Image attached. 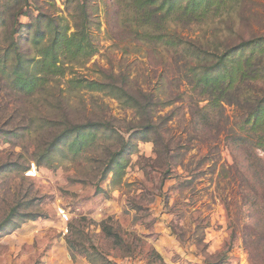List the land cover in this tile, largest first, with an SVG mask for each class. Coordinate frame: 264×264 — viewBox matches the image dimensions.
Returning <instances> with one entry per match:
<instances>
[{"label":"rangeland","instance_id":"rangeland-1","mask_svg":"<svg viewBox=\"0 0 264 264\" xmlns=\"http://www.w3.org/2000/svg\"><path fill=\"white\" fill-rule=\"evenodd\" d=\"M130 1L28 0L22 29L14 33L9 24L4 31L0 23V55L14 41L31 59L26 25L55 20L72 33L84 5L96 49L31 96L0 76V264H264V176L253 168V150L238 141L246 107L231 93L202 120L207 101L198 102L189 78L204 57L192 47L210 54L205 58L212 61L203 63L210 66L215 55L254 39L261 51L252 52V67H264V0H236L218 14L210 5L200 21L178 20L156 0L154 20L167 10L164 23L147 27L137 26ZM8 58L10 69L15 55ZM111 78L155 104L146 121L107 93L69 83ZM251 79L242 83L240 101L264 98V69ZM89 122L108 124L117 134L82 129L56 142ZM261 131L256 135L264 140ZM83 137L87 144L76 152ZM255 154L264 165V150Z\"/></svg>","mask_w":264,"mask_h":264},{"label":"trees","instance_id":"trees-1","mask_svg":"<svg viewBox=\"0 0 264 264\" xmlns=\"http://www.w3.org/2000/svg\"><path fill=\"white\" fill-rule=\"evenodd\" d=\"M158 1V0H157ZM161 3L167 6V9L173 11V15L178 20L189 17L190 21H200L209 11L210 5H213L215 12L218 14V10L227 6L228 3L232 4L236 0H186L184 5H179V7L174 8V2L176 0H159ZM10 2V3H9ZM183 2V0L181 1ZM28 0H5L4 5L1 7V17L0 23L3 26L4 31H6L10 24L11 29H14V33L17 28H23V25L19 24V17L25 16L24 8L27 6ZM131 12L134 14V18L137 26L147 27L148 23L153 24V20L157 15L159 8H156V0H131L127 5ZM173 6V9H172ZM87 8L83 5L77 11L76 19L79 18V22L73 24V32L68 33L69 29L66 26L60 27L55 20H49V22H42L43 26L39 23L35 24V28L31 25H26L30 28V33L28 35V40L30 43V49L34 54V57L28 59L26 55L19 52L17 44L11 43L7 49H3L0 55V76L4 77L8 82V86L15 92L22 95L31 96L37 92L42 91L49 79H55L64 77L66 74V65L70 62H75L76 58L83 61L93 56L96 49L89 38L87 32L89 21L87 19ZM167 12V10H166ZM161 13V19L156 18L154 20L156 24L164 23L165 14ZM8 13V18L11 14L12 20L5 23L4 14ZM216 14V15H217ZM28 16V15H26ZM38 19V18H37ZM12 35V34H11ZM141 35V34H140ZM145 37H153L150 34H143ZM156 39L161 42L163 40V35H157ZM259 41L248 40L241 42L234 48H229L225 50L220 55H215L216 60L214 64L206 66L205 62H211L212 60L205 58L206 55L200 49L192 47L199 56H204L200 59L199 65L192 67L189 71L190 84H194V89L197 91H192V93L200 98L198 102H202L201 98H206L207 105H205L200 111L199 118L203 117L206 119V110L211 109L215 106H221L225 101L226 96L235 93L236 103H243L246 109L243 110L244 117H242L239 131L242 133L243 137L239 136L238 141L242 142V147L252 149L251 152L253 159V168L259 171L262 168V176H264V165L263 161L258 158L255 154L257 150H264V140L256 135L258 130H264V98L258 101H252L251 98H246L243 101L241 99L240 87L242 83L250 78L251 81L255 80L257 74H260L264 69L263 66L258 65L255 70L252 67V52H257L256 47L259 46ZM11 49V50H10ZM261 51L259 46L258 52ZM15 55L14 64L10 69H8V56L9 53ZM193 52V51H191ZM194 53V52H193ZM242 53L237 61L233 62L234 57ZM248 53V54H243ZM36 67H35V66ZM33 68V71H31ZM252 74V75H249ZM253 76V77H251ZM76 84V88L85 89L95 93H107L109 96H113L116 100L120 102L121 105L132 109L141 119V121L149 111L154 110L155 104L149 103L144 104V102L132 94L130 91L126 90L124 81L116 82L112 78L107 80V82H88L83 80H72L69 83ZM248 82V81H247ZM239 90V91H238ZM197 102H194V104ZM197 107V104H195ZM150 125H141V129H150ZM102 128L107 133H114L113 127L110 125L100 122H89L86 125H75L70 127V130H65L63 134L59 137L56 142H65L69 139L70 135L77 133L82 129H98ZM264 133V131H261ZM91 134V133H86ZM112 136V135H111ZM81 143L77 145L76 152H80L86 146L87 142L83 137ZM71 144L70 146L74 145ZM125 147V146H124ZM127 149L124 148L123 152ZM245 153L247 151L243 149ZM121 155V152L113 153L110 160L107 163V167H111L117 164V157ZM111 169V168H110ZM14 214V213H13ZM12 213L4 220L3 226L9 223L14 216ZM31 218V217H30ZM36 217H32L30 221H35ZM264 223V216L261 220ZM108 236L111 237L113 233L107 231ZM115 236V235H114ZM264 240V236L261 237Z\"/></svg>","mask_w":264,"mask_h":264},{"label":"built area","instance_id":"built-area-1","mask_svg":"<svg viewBox=\"0 0 264 264\" xmlns=\"http://www.w3.org/2000/svg\"><path fill=\"white\" fill-rule=\"evenodd\" d=\"M57 214L59 216V218L63 221H67L68 220V216L66 215L65 211L61 208H58Z\"/></svg>","mask_w":264,"mask_h":264},{"label":"crops","instance_id":"crops-1","mask_svg":"<svg viewBox=\"0 0 264 264\" xmlns=\"http://www.w3.org/2000/svg\"><path fill=\"white\" fill-rule=\"evenodd\" d=\"M171 264H173V263H171Z\"/></svg>","mask_w":264,"mask_h":264}]
</instances>
